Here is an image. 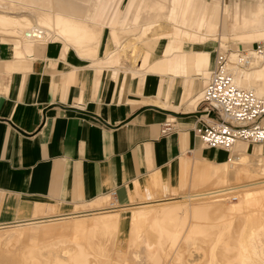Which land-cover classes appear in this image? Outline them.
Masks as SVG:
<instances>
[{"label":"crops","instance_id":"crops-1","mask_svg":"<svg viewBox=\"0 0 264 264\" xmlns=\"http://www.w3.org/2000/svg\"><path fill=\"white\" fill-rule=\"evenodd\" d=\"M13 1L45 12L65 5L68 15L95 24L98 37L68 43L53 32L48 36L31 10L0 8L2 15L35 22L19 32L0 25V227L41 210L60 217L99 211L110 199L127 206L161 192L162 184L176 194L189 157L223 162L239 154L264 156V145L206 148L194 132L202 109L197 97L216 62L215 40L249 46L264 39L244 25L264 12V1L242 10L236 3L231 12L224 1L191 0V25L180 24L181 12L172 29L142 42L135 40L138 0L125 6L124 0ZM147 10L141 13L146 22L154 15ZM32 27L45 38H27ZM210 28L216 31L209 34ZM167 119L175 129L163 135Z\"/></svg>","mask_w":264,"mask_h":264},{"label":"bare ground","instance_id":"bare-ground-1","mask_svg":"<svg viewBox=\"0 0 264 264\" xmlns=\"http://www.w3.org/2000/svg\"><path fill=\"white\" fill-rule=\"evenodd\" d=\"M169 1H170V4H169L167 11H165V9L167 7L166 2H168L166 0H139L138 1L139 2L138 6H137L138 11L136 10L137 12H136V16H135L134 25L136 23L138 26H140V32L137 34V36L134 35L136 41L142 42L143 40H146L149 36L152 37V36L164 34L168 29H172L173 26L176 25V23L178 22L179 15L181 12H182V15H181L182 21L180 20V24L182 22V24H184L186 26L190 23L188 21V17H189L190 9H191V0H188L186 6L184 5V7H185L184 10H182V11L180 8L182 0H169ZM198 1L199 0H197V2ZM61 3H62V1H61ZM261 3H262V1H261ZM20 5L18 4V2L16 3L13 0H8L5 2H3V0H0V8H2V9L20 10V8H21V9H26V11L31 10L32 12H34L37 15L38 24L40 25V27L44 28V30L46 29V32H47L48 36H50V37H53L52 36V32H53L54 34L62 37V39L64 38L65 40H67V42L68 41H75V42H70V43H74V44L95 43V42H85V41L87 39H89L91 41L96 40L98 37L97 26L95 24L93 26V25H90V23L88 21H86V19L84 20V19L79 18L77 16L68 15L67 10H66L67 6H65V5H61L58 8H54L53 12H45V10L44 11L38 10L35 8L28 7L26 5L23 6V4H21V3H20ZM211 6H210V8H211ZM261 8H258V11H260L259 9H261ZM147 9L151 10L154 13V15L151 16L150 19L146 22L145 19L147 17H144V15H142L141 13H143L142 11H144V10L148 11ZM208 9H207V11H210V9L209 10ZM222 9H223V6H222ZM223 10H222V12H223ZM195 11H196V9H195ZM146 13H149V12H146ZM263 14H264V12L263 13L257 12L256 14H254L252 16V19L249 20V23L244 24V25H247L246 26L247 28L249 26H251L252 29L255 30V32L259 31L261 36L264 38V15ZM204 16L205 15L203 14V17ZM195 17H196V15H195ZM243 18L244 17H242V19ZM92 19H94V18H92ZM143 19H144V22H143ZM190 21H191V19H190ZM33 22L34 21L31 20V18L29 16H23L22 18H19V17H15V16L9 15V14H3V15L0 14V25L1 26H7V27H15L18 32L20 30L29 29L33 24H35V22L34 23ZM164 22L166 23L167 27L164 26L165 25V24H163ZM243 22H245V21H242V23ZM246 22H248V21L246 20ZM191 24L192 23H190V25ZM204 24L205 23H203V25ZM190 27H192V26H190ZM211 27H213V26H211ZM216 27H218V26H216ZM233 27H234V25H233ZM235 27H236V25H235ZM237 27H240V26L237 25ZM199 28H202V27L199 26ZM243 28H244L243 30H245V26ZM185 29H188V28H185ZM214 29H217V28H214ZM241 29H242V27H241ZM212 31L213 30L211 29V31H209L208 33L210 34ZM214 31H216V30H214ZM232 31H233V29H232ZM22 32H24V31H22ZM22 32H20V33H22ZM122 32H124V31H122ZM251 32H253V31H251ZM12 33H16V31L13 30ZM26 36H27V38H30V39L34 38V37L45 38V33L42 30H40L38 27H32L26 33ZM16 37H18V36H16ZM129 37H131V36H129ZM21 40H22V38H21ZM83 40H85V41L83 42ZM137 45H138V43H137ZM221 45H222L221 46L222 48L225 46L222 43H221ZM226 47H225V49H226ZM134 49H135V53H137L138 48L134 47ZM116 50L119 52L118 49H116ZM226 50H228V49H226ZM222 52H224V51H222ZM122 55H120V56H122ZM130 56H129V58H130ZM230 58L234 62L231 66V70H232V73L234 75L235 82L237 83V85L242 87V88L252 89L256 93H258L260 95H264V55L262 54V55L255 56V58L252 60L251 64H249L247 66L235 63L236 59H237V52H231ZM200 94L197 97L198 100L200 98ZM238 143L248 144L246 142H237L236 145ZM262 145H264V144H262ZM235 146L233 147V149L231 151H227V150H224V151L233 152L235 149ZM221 150H223V149H221ZM186 165H187L186 166V176H185V183H184L183 188L186 187L187 183L188 184L190 183L191 187L193 186L194 188H197L196 192H194V193L189 192L190 194L187 193L185 195L172 194V193L167 192L166 189H164V186L162 184L161 187L159 186L161 192L157 193L156 195H154L151 198H145V199L141 200L140 202H137V203L135 202V203H132V204L127 205V206L118 205L115 208H111L109 206V203H110L109 202L107 206L99 209V211L96 210V212H87V213H83V214L75 213L74 215L60 216V217H57L55 219H52L53 217H51L49 215L50 217H48V216L46 217V219H48L47 220L48 223H43V224L37 223V222H35L34 219H31V220H28L26 222L17 223L16 225L0 227V228L17 227L15 229H12V233L13 232L14 233L19 232L18 233L19 235L14 234V236H13L12 233H11V235L13 237H16V235L18 236V237H16V240H17V238H18V240L15 242H18V244H21V246L22 245L26 246V244H30L32 240H35V241L37 240L39 243H44V245L38 246V247H36V246L39 244H35L33 247L27 246L28 248L30 247L28 250L32 249L31 250L32 253H31V255H29V258L20 257L18 255V257H20V258H18V259L14 258V260H12V259H10L11 257L8 259V257L6 256L7 254H5L4 256L7 258V260H5L6 258L4 257L5 259H4L3 263L4 264H110V262H115V264H116V262H118L119 264H131L129 262V260L123 259V262H121V261L115 260L114 258L111 259L107 256H102V257L98 256L99 258H92L89 254L90 249H88V250L86 249V247H88V245L85 246L86 243L83 244L84 241L83 242L81 241V240H83L82 238L84 235L87 236V233H91L97 227L111 226V225L116 226L117 225V226H119V228H123V225H125L124 224L125 217L123 215H117L118 213L116 215H112L110 213H109L110 215H103L102 214V213H104L103 211H108V212L109 211L111 212L113 210L119 211L118 209L124 210L126 212L128 211L130 213L129 218H130L131 234L133 233V230H134V232H137L136 230L142 228L143 226L145 227V225H149V224H152V226L158 225L157 230H159L160 233H159V237L157 234H156V237H158L159 239H157L156 241H149L148 239H145V240L143 239V241H142L147 259H150L154 264H164L166 256L168 257V255L170 254V253L168 255L166 254V253H168V247L170 244V239L172 241V239H174V238L176 239V237L178 236L174 233V231L172 229L173 227L171 226L170 223H171V221L175 222L177 218L183 219L184 217L186 218L187 216H189V217L196 216V219H197V216H199V218L200 217L202 218V217H206V216L217 214V213L220 214L222 212L223 213H225V212L229 213L230 211H233V212L238 211L240 214H242V215H240L242 217L239 220L240 225H241V223L245 224L246 221H248V219H253V221L255 219V221H256V219H259L258 218L259 216L264 214V156H262V155L250 156L247 154H239L237 156H234L230 160H224L223 162H213V161L203 159L200 157H194V158H188ZM230 180L231 181L235 180L237 182V184L241 183L240 180H244V182L247 181V183H243L240 185H235V184L229 185L228 183ZM230 196L235 197V198H239L240 199L239 203L237 205H234L235 203L230 204L231 202L228 204L227 200L230 198ZM93 213L94 214L98 213V214H100V216L93 217L88 221L86 219H89V218H79L69 225L59 224V223H63L67 219L73 218L74 216H82V215H88V214H93ZM122 216L124 217V220H123ZM220 216H221V214H220ZM235 217H236V215H235ZM233 218H234V216H233ZM178 219H177V221H179ZM191 219H192V217H191ZM225 219H227V218H225ZM237 219L238 218L236 217V220ZM228 220H229V218H228ZM52 221H59V223H55ZM250 221L252 222V220H250ZM220 224H221V222H220ZM227 224H229V223H226V226H228ZM194 225H196V224H193V227H194ZM216 225L217 224H215V227L213 225V227H212V228H214L213 230H215V228L218 227V226L216 227ZM240 225H238V227ZM149 227H150V225H149ZM240 227H243V226H240ZM240 227H239V229L242 230V228H240ZM248 227H250V226L248 225ZM66 228H70V230L72 232L71 236L69 238L71 245H69L67 247L63 246L61 248H58L55 246V244H54L55 242L53 241L52 242L54 244V246H53V244H51L50 242L52 241V239H54L56 237L61 238L59 240L61 243H63V242L65 243V241H67V239H68L67 235L64 234L66 231ZM196 228H197V226H196ZM196 228H194V230H191L190 228L189 229H190V231L194 232ZM205 228H207V229L204 230V227L202 228V230H203V231H201L202 233L204 231L205 232L209 231L208 227H205ZM220 228H222V230H224L223 226L222 227L220 226ZM228 228H226L225 230H227ZM231 228H233V227H231ZM235 228H237V227H235ZM224 231L219 232V233H221V235H222V234H224L223 233ZM229 231L227 230V233L228 232L230 233V234L228 233V236H225V235H227L226 231H225V235H222L225 237H222L219 233H217V230L215 231L217 234H219L221 236V237H219L218 235L215 236L216 233L213 235V237L217 238V239H215V241L220 238L221 241H218V243H215V241H212V239L210 237L213 234V232H211L212 233L211 235L205 234V232H204L203 235H204V238H205L204 240L206 243H205V245L203 244L200 248H201V250H203V253H205V254L211 253V255L208 257L209 258L208 261L211 260V262H210L211 264H235V263L236 264L237 263L238 264H261V259H262L261 251H260L261 249L258 248V251H256V248L258 247V243L260 241V238L258 236L252 235V233H250L251 235H249L247 233H242V231H238V230H236V231L233 230V232H232V230H229ZM196 232H197V230H196ZM201 232H200V234H202ZM252 232H254V231H252ZM206 233H208V232H206ZM133 234H135V237H136L137 234L136 233H133ZM12 236L8 237V238H12ZM10 240H12V239H10ZM132 240H131V242H132ZM135 241L136 240H133L134 244L136 245ZM137 241H139V240L137 239ZM60 242H58V243L60 244ZM58 243H56V244L59 245ZM50 245H52V247H50ZM14 247H16V246L14 245ZM132 247H133V245H132ZM13 250H14V248H13ZM21 252H23V251H21ZM21 252L19 250L18 253L21 254ZM28 252L26 251V253H28ZM131 252H134V251H131ZM122 253L123 252H121V254H117V256L119 257V255H123ZM8 256H9V254H8ZM16 256L17 255H15V257ZM93 257H95V256L93 255ZM121 257L122 256H120V258ZM203 257L205 258V256H203ZM203 257H202V259H203ZM200 258L201 257H199V259ZM166 260H168V259H166ZM11 261H13V262L15 261V262L13 263ZM183 262H182V264L185 263V262L184 263ZM191 263L189 262V264H191Z\"/></svg>","mask_w":264,"mask_h":264},{"label":"rangeland","instance_id":"rangeland-1","mask_svg":"<svg viewBox=\"0 0 264 264\" xmlns=\"http://www.w3.org/2000/svg\"><path fill=\"white\" fill-rule=\"evenodd\" d=\"M139 1V0H138ZM166 1H168V2H166V9H165V11H167V9H168V7H169V4H170V1L169 0H166ZM207 1H210V2H212L213 0H207ZM221 2L222 1H224L225 3H227L228 5H229V9L231 10V12H235V5H236V3H239V5L241 6V10L243 9V8H247V9H249V8H254L256 5H257V3L258 2H260V0H220ZM262 1H264V0H262ZM126 2H128V0H124V5L123 6H125L126 5ZM146 10V9H145ZM151 17V16H150ZM230 21H231V19H230ZM231 23V22H230ZM264 39H261V40H258V41H255V42H253L251 45H247V44H244V43H242L241 41H239V40H237V39H229V40H227V41H225V42H227L226 44L224 43V47L222 48L221 47V45H220V42H218V40H215V44L217 45L216 46V48H215V50H214V53H215V59H216V57L218 56V54L219 53H223V54H225V53H227V54H229V53H231V52H237L238 50H242V49H247V48H249L250 46H251V48H253V47H255L257 44H259V42H262ZM226 45H227V47H226ZM225 47H226V49H228V50H226L225 49ZM222 51H224V52H222ZM219 52V53H218ZM202 90H203V88H202ZM201 90V91H202ZM200 115V114H199ZM206 148H208V147H206ZM188 157V156H187ZM189 158H193V157H189ZM255 159V158H254ZM234 182V183H233ZM240 182L241 183H238L237 184V182L235 181V180H230L229 181V185H240V184H243V183H247V181H245L244 182V180H240ZM231 183V184H230ZM228 186V185H227ZM196 190H197V188H194L193 186L191 187V185H190V183L188 184H186V187L185 188H183L182 190H180V191H178L176 194H178V195H185V194H190L189 192H191V193H194V192H196ZM181 193V194H180ZM111 200L112 199H110V202H111ZM230 200V201H229ZM228 201V204L230 203V204H234V205H237L238 203H239V201H240V199L239 198H235V197H232V196H230V198L227 200ZM237 202V203H236ZM82 208H75L73 211H75V210H81ZM261 209V208H260ZM119 211H103L104 213H102L103 215H110V214H112V215H116L117 213V215H123L124 217H125V220H124V217H123V220H124V224L125 225H123V228H119V226H101V227H97L94 231H92L91 233H87V236L86 235H84L83 236V240H81L82 242L84 241V243L83 244H85L86 243V245L85 246H87L88 245V247H86V249L88 250V249H90L89 251V254H90V256L92 257V258H99L98 256H100V257H102V256H107V257H109V258H114L115 260H117V261H121V262H123V259L124 260H129V262L131 263V264H154L150 259H147V257H146V254H145V249H144V246H143V243H142V241H143V239L145 240V239H148L149 241H156L157 239H159L158 237H159V230H157L158 228H157V226L158 225H153L152 226V224H149L150 225V227H149V225H145V227L143 226L142 228H140V229H138V230H136L137 232H134V230H133V233H136L137 235H136V237H135V234H131V228H130V218H129V215H130V213L127 211H124V210H121V209H118ZM86 211H88V210H86ZM89 211H91V210H89ZM110 213V214H109ZM120 213V214H119ZM97 214V215H96ZM96 214H88V215H82V216H74L73 218H70V219H67V220H65L63 223H59V221H52V222H55V223H59V224H62V225H69V224H71L72 222H74V221H76L77 219H79V218H89V219H86L87 221L88 220H90L91 218H93V217H96V216H100V214H98V213H96ZM220 214H221V216H220ZM220 214H213V215H209V216H206V217H200L199 218V216H197V219H196V216H191L192 217V219H191V217H189V216H187L186 218L184 217L183 219L182 218H180V219H178L179 221H177V219H176V221L175 222H173V221H171V226L173 227L172 229H173V231H174V233L176 234V235H178L177 237H176V239L174 238V239H172V241H171V239H170V244H169V247H168V253H166L167 255H168V257L166 256V259H168V260H166L165 259V262H164V264L166 263V264H182V262L184 263V264H189V262L191 263L192 261L194 262H192L191 264H211L210 262H211V260H209L208 261V257L211 255V253L210 254H205V253H203V250H201V246L204 244L205 245V238H204V232L202 233L201 231H203L202 230V228L204 227V230L205 229H207V228H205V227H208V230L210 231H206V232H208V233H206L205 232V234H209V235H211L212 233L211 232H213V234L210 236L211 237V239H212V241H215V239H217V238H215V237H213V235L216 233L215 231L217 230V233H219V232H222V231H224L226 228H228L227 230L229 231V230H232V232H233V230L234 231H236V230H238V231H242V233H247V234H249V235H251L250 233H252V235H254V236H258L259 238H260V241H259V243H258V247L256 248V251H258V248L259 249H261L260 251H261V256H262V259H261V264H264V214H262L261 216H259L258 218L259 219H256V221H255V219H254V221H253V219H248V221H246V223L244 224H242L241 223V225H240V222H239V220L241 219V217L242 216H240V215H242V214H240L238 211H230L229 213L228 212H225V213H220ZM226 214V215H225ZM230 214V215H229ZM233 214V215H232ZM46 215V216H45ZM53 217L54 215H57V214H55L54 213V211H52V210H41V211H38L36 214H34V216L33 217H31L32 219H34L35 220V222H37V223H48V219H46V217L48 216V217ZM235 215H236V217L238 218L237 220H236V217H235ZM228 216V217H227ZM233 216H234V218H233ZM43 217V218H42ZM76 217V218H75ZM261 217V218H260ZM37 218V219H36ZM55 218H57V217H53L52 219H55ZM188 218V219H187ZM225 218H227V219H225ZM228 218H229V220H228ZM231 218V219H230ZM225 219V220H224ZM175 220V219H174ZM182 220V221H181ZM202 220V221H201ZM227 220V221H226ZM250 220H252V222L250 221ZM47 221V222H46ZM212 223H211V222ZM186 222V223H185ZM220 222H221V224H220ZM233 222V223H232ZM248 222V223H247ZM256 222V223H255ZM174 223V224H173ZM185 225H184V224ZM226 223H229V224H227L228 226H226ZM239 223V224H238ZM193 224H196V225H194V227H193ZM215 224H217L216 225V227L217 228H215V230H213L214 228H212L213 227V225H214V227H215ZM224 224V225H223ZM234 224V225H233ZM260 224V225H259ZM14 225H16V224H14ZM222 227L223 226V229L224 230H222V228H220V226ZM236 225V226H235ZM238 225H240V226H243V227H240V228H242V230H240L239 229V227H238ZM248 225L250 226V227H248ZM156 228H155V227ZM196 226H197V228H196ZM237 227V228H235V227ZM118 227V228H117ZM153 227V228H152ZM188 227V228H187ZM201 227V228H200ZM231 227H233V228H231ZM15 228H17V227H7V228H0V264H4L3 263V261H4V259L6 258L4 255L5 254H7L6 256L8 257V259L10 258V259H12V260H14V258H20V257H26V258H29V255H31V253H32V249H30V250H28L31 246L33 247L35 244H39V245H37L36 247H38V246H42V245H44V243H39L37 240L35 241V240H32L31 241V243L30 244H26V246L25 245H22L21 246V244H18V242H15V241H17L18 240V238H17V240H16V237H18L17 235H16V237H13L14 236V234H18L19 232H17V233H12V229H15ZM103 228V229H102ZM191 230H194V228H196L195 229V233L193 232V231H190V229ZM199 228V229H198ZM210 228V229H209ZM231 228V229H230ZM155 229V230H154ZM189 229V230H188ZM11 230V231H10ZM196 230H197V232H196ZM227 230H225L226 231V233H227ZM141 231V232H140ZM158 231V232H157ZM199 231V232H198ZM225 231L223 232L224 234H222V235H225ZM252 231H254V232H252ZM200 232L202 233V234H200ZM230 232V231H229ZM228 232V233H229ZM11 233H12V235H11ZM71 230H70V228H66V231H65V235H67V241H65V243L63 242V243H61L59 240L61 239V238H58V237H56V238H54V239H52V241L50 242L51 244H53L52 242L54 241L55 243V246L56 247H58V248H61V247H67V246H69V245H71L70 244V241H69V238H70V236H71ZM104 233V234H103ZM194 235H193V234ZM197 233V234H196ZM199 233V234H198ZM215 234V236H219V237H221L222 235H221V233H219V234ZM228 233H227V235H225V236H228ZM235 233V232H234ZM255 233V234H254ZM152 234V235H151ZM156 234L158 235V237H156ZM192 234V235H191ZM230 234V233H229ZM233 234V233H232ZM12 236V238H8V237H11ZM19 235V234H18ZM201 236V237H200ZM225 236H222V237H225ZM152 237V238H151ZM192 237V238H191ZM206 237V236H205ZM218 237V238H219ZM2 238V239H1ZM15 238V239H14ZM136 240L135 241V243H136V245L134 244V242H133V240ZM214 238V239H213ZM10 239H12V240H10ZM102 239V240H101ZM137 239L139 240V241H137ZM131 240H132V242H131ZM141 240V241H140ZM223 240V239H222ZM6 241V242H5ZM87 241V242H86ZM174 241V242H173ZM176 241V242H175ZM208 241V240H207ZM211 241V240H210ZM217 241V242H216ZM215 241V243H218V241H221L220 240V238L218 239V240H216ZM4 242V243H3ZM13 242V243H12ZM58 242H60V244L58 243ZM68 242V243H67ZM138 242V243H137ZM204 242V243H203ZM6 243V244H5ZM15 243V244H14ZM56 243H58L59 245H57ZM133 243V244H132ZM174 243V244H173ZM54 244H53V246H54ZM62 244V245H61ZM104 244V245H103ZM138 244V245H137ZM141 244V245H140ZM179 244V245H178ZM14 245L16 246V247H14ZM132 245H133V247H132ZM25 246V247H24ZM27 246H30L29 248L27 247ZM131 246V247H130ZM50 247H52V245H50ZM188 247V248H187ZM9 250H8V249ZM13 248H14V250H13ZM23 248V249H22ZM27 248V249H26ZM200 250H199V249ZM12 249V250H11ZM26 249V250H25ZM186 249V250H185ZM206 249V248H205ZM4 250V251H3ZM18 250V251H17ZM19 250H20V252L21 251H23V252H21V254L20 253H18L19 252ZM170 250V251H169ZM2 251V252H1ZM15 251V252H14ZM25 251V252H24ZM26 251L28 252V253H26ZM131 251H134V252H131ZM136 251V252H135ZM138 251V252H137ZM198 251V252H197ZM13 252V253H12ZM88 252V251H87ZM94 252V253H93ZM121 252H123L122 254L123 255H119V257L117 256V254H121ZM125 252V253H124ZM200 252V253H199ZM3 253V254H2ZM15 253V254H14ZM93 253V254H92ZM182 255H181V254ZM8 254H9V256H8ZM14 254V255H13ZM92 254V255H91ZM96 254V255H95ZM98 254V255H97ZM186 254V255H185ZM15 255H17L16 257H15ZM18 255L20 256V257H18ZM24 255V256H23ZM93 255L95 256V257H93ZM202 255V256H201ZM208 255V256H207ZM14 256V257H13ZM120 256H122L121 258H120ZM203 256H205V258L203 257ZM5 257V258H4ZM13 257V258H12ZM125 257V258H124ZM199 257H201L200 259H199ZM202 257H203V259H202ZM212 257V256H211ZM210 257V258H211ZM25 258V259H26ZM91 258V259H92ZM127 258V259H126ZM173 258V259H172ZM181 258V259H180ZM215 258V257H214ZM213 258V259H214ZM138 259V260H137ZM205 259V260H204ZM212 259V258H211ZM5 260H7V258L5 259ZM176 260V261H175ZM186 260V261H185ZM2 261V262H1ZM188 261V262H187ZM204 263H203V262ZM11 262H13V261H11ZM15 262V261H14ZM13 262V263H14ZM168 262V263H167ZM196 262V263H195ZM110 264H115V262H110ZM116 264H119L118 262H116ZM236 264V263H235ZM238 264V263H237Z\"/></svg>","mask_w":264,"mask_h":264},{"label":"built area","instance_id":"built-area-1","mask_svg":"<svg viewBox=\"0 0 264 264\" xmlns=\"http://www.w3.org/2000/svg\"><path fill=\"white\" fill-rule=\"evenodd\" d=\"M262 54L264 40L251 49L238 50L235 63L247 66ZM233 63L230 53H219L200 94V123L194 132L208 148L231 151L237 142L264 144V95L237 85L231 70ZM174 129V121L167 119L161 132L166 135ZM109 206L115 208L118 204L111 200Z\"/></svg>","mask_w":264,"mask_h":264}]
</instances>
